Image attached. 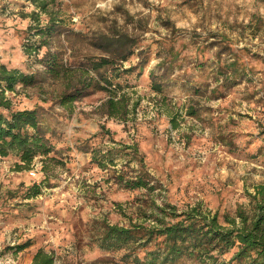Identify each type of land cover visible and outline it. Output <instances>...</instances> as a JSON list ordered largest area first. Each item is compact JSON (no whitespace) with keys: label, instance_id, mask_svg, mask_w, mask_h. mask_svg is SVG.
I'll use <instances>...</instances> for the list:
<instances>
[{"label":"rangeland","instance_id":"1","mask_svg":"<svg viewBox=\"0 0 264 264\" xmlns=\"http://www.w3.org/2000/svg\"><path fill=\"white\" fill-rule=\"evenodd\" d=\"M44 8L0 0V62L33 75L3 96L11 109H38L51 148L20 169L17 153L0 156V264H35L39 250L53 264H145L153 239L147 249L144 239L107 248L105 227L149 226L166 204L199 203L223 224L238 209L252 212L250 194L264 183V0H44ZM113 34L128 35L134 50L106 67L132 68L110 85L125 107L107 115L109 92L92 87L62 103L64 89L81 90L77 68L105 54L103 36ZM53 58L57 76L47 71ZM140 178L146 185L130 186Z\"/></svg>","mask_w":264,"mask_h":264},{"label":"trees","instance_id":"2","mask_svg":"<svg viewBox=\"0 0 264 264\" xmlns=\"http://www.w3.org/2000/svg\"><path fill=\"white\" fill-rule=\"evenodd\" d=\"M34 1L41 9H45L44 0ZM103 37V51L106 53L88 56L86 64L77 68L80 75H86L84 80H81V90L79 86L75 88L74 93L64 89L62 103L74 100L86 88L102 89L109 92L102 106L105 107L107 115H112L125 107L122 99L112 95V78L120 76L121 73H130L132 68L109 72L106 67L114 57L125 59L134 50L131 44L127 45L129 38L126 34ZM52 61L53 64H49L47 71L57 76L61 64L55 66L57 59L53 58ZM92 71L94 74H91ZM32 79V74L18 68H8L0 62V107L6 110V113L0 112V156H6L9 152L17 153L20 158V163L17 164L19 169L29 167L37 154H47L51 151L41 131L38 109H11L9 99L3 96L5 88L13 90L16 83L27 84L32 82ZM153 87L160 89L159 84H153ZM135 105L136 103L132 104L133 109ZM131 183L130 186L146 185L141 178ZM254 189L250 194L252 212L248 214L238 209L236 217L224 216L226 224L219 221L217 211L204 209L199 203L179 211L175 206L166 204L158 207L159 213H155V221L149 226L136 223L128 227L108 224L103 232L102 245L110 248L129 240L144 239V242L139 243L147 249L146 243L153 239L154 248L144 252L145 264H175L183 256L205 264H264V183L254 185ZM26 246L27 244H21L18 248ZM232 248L235 250L230 257L223 258L222 255ZM34 263L53 264V259L46 252L39 250L34 255Z\"/></svg>","mask_w":264,"mask_h":264}]
</instances>
